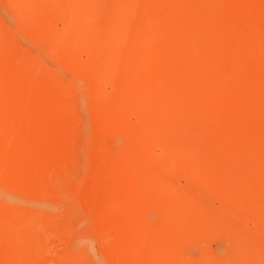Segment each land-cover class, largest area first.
<instances>
[{"label":"bare ground","instance_id":"bare-ground-1","mask_svg":"<svg viewBox=\"0 0 264 264\" xmlns=\"http://www.w3.org/2000/svg\"><path fill=\"white\" fill-rule=\"evenodd\" d=\"M0 191L99 264H264V0H0Z\"/></svg>","mask_w":264,"mask_h":264},{"label":"rangeland","instance_id":"rangeland-1","mask_svg":"<svg viewBox=\"0 0 264 264\" xmlns=\"http://www.w3.org/2000/svg\"><path fill=\"white\" fill-rule=\"evenodd\" d=\"M5 22L9 34L18 36L13 22L7 19ZM38 58L49 70L57 74L65 85L72 86L83 95L92 91L93 85L89 81L82 76L67 75L62 67L53 62L51 56ZM107 89L109 90V87ZM83 110L84 107L80 112L83 113ZM39 209L10 203L3 198L0 191V213L6 225H9L0 231V237L6 240L16 238L17 241L0 243V264H3L5 257L10 254H18L25 264H99L103 238L91 218H87L84 209L74 199L63 208V218L71 227L66 245L62 243L56 230L41 226L39 221L42 217ZM25 239H30L29 242L32 243L25 242ZM80 253L85 254L84 259L80 257Z\"/></svg>","mask_w":264,"mask_h":264}]
</instances>
